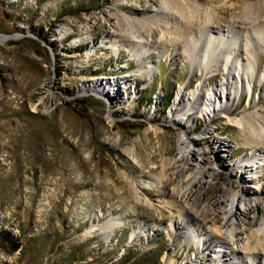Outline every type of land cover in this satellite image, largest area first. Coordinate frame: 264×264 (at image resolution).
Wrapping results in <instances>:
<instances>
[{"label":"rangeland","instance_id":"obj_1","mask_svg":"<svg viewBox=\"0 0 264 264\" xmlns=\"http://www.w3.org/2000/svg\"><path fill=\"white\" fill-rule=\"evenodd\" d=\"M161 1L0 0V264H264L236 244L202 252L214 228L205 219L222 216L221 178L188 216L172 194L180 166L165 190L162 167L153 169L181 158L182 134L233 171V192L264 188V141L246 140L231 120L264 114V33L242 14L262 0H187L211 13L187 37L178 36L187 20ZM123 17L145 29H117ZM183 92L191 104L174 113ZM111 220L114 231L99 229ZM238 229L243 245L248 226Z\"/></svg>","mask_w":264,"mask_h":264},{"label":"bare ground","instance_id":"obj_2","mask_svg":"<svg viewBox=\"0 0 264 264\" xmlns=\"http://www.w3.org/2000/svg\"><path fill=\"white\" fill-rule=\"evenodd\" d=\"M161 2H162V8L167 9V10L168 9L173 10L176 13L180 14L182 17H184L185 20H187V22L181 20L180 27H181L182 34H178V36L189 35L191 32V29H193V25L196 24V21L197 22L199 21L198 17H202L203 21L202 19L200 21V23L202 24L206 22H210L211 13L209 12L208 9L200 8L198 5H197L198 7L194 6L192 3H190L187 0L185 1L183 0H162ZM199 11H200V14L198 13ZM242 14L245 15L244 17L249 19L248 21L253 23L251 28L254 29V31L257 34H258L259 29L262 31V33H264V0L258 1L254 4H249L243 9ZM121 19L122 21L123 19L125 20L126 28L118 27L117 29L128 30V32H130L132 35H135V36H139L140 31L142 29H145L144 26L137 27L136 25L131 24L124 17ZM253 37L254 36H252V39ZM3 40H4L3 38H0V42ZM136 43L137 44H134L135 47H137L138 44H141V42L138 40ZM139 47H137L138 49L136 50H134V47H133L132 51L137 56V58L140 59L141 56H143L142 53L144 50L140 51ZM96 83L97 82L90 83L88 85V88H91L95 91L97 89ZM110 85H113V84H110ZM84 88L85 86L81 87L80 89L84 90ZM254 88L255 86H253V90ZM214 93H215L216 98H218L219 101L223 103V99L225 97L221 95L220 93H218V91L217 92L215 91ZM115 97H116L115 94H113V96L111 95V98H115ZM198 98L200 97L196 95V99ZM178 99H179L178 105L172 109L174 113H178L181 110L180 107H182L181 106L182 104L184 103H188V105L191 104L190 99L187 98L186 93L184 92L178 95ZM204 99H205L204 102H208V103H205V105L208 106V109H205L206 111L201 109V113L202 114L205 113V115H208L210 118L209 112L210 111L214 112L215 108H214V105L212 106L213 103L210 98L205 97ZM223 104H226V103L224 102ZM38 106H39V103L31 104L33 111H36V112L38 111ZM211 107L213 108L210 109ZM185 111H186L185 114L188 115L189 111L187 110ZM231 120L233 121L235 125H237L240 128L246 140L255 142L258 144L264 141V114L260 112L259 110H256L255 114L249 112V113L243 114L242 117L240 118H231ZM194 122H196V119H194ZM184 127H185V133L188 135V131H190V128L187 126H184ZM207 129L208 130L210 129L209 125L207 126ZM216 142L224 143V142H221V140H218ZM179 143L181 146L180 149H182L181 158L173 162L168 159H165V160L161 159L159 164H156L155 166H153V169L157 168L158 166L162 167V169L159 172L158 178L163 183L162 189L165 190L167 189L168 185L172 183L171 177H168L167 173H169V171L172 170L173 168L180 166V169L176 171L177 179L174 181V191L172 194L174 195V192L179 193V195L181 196L180 205L182 208L186 210V213L188 216H194L195 214L194 212L198 211L202 207V204L205 201L204 196L205 194H207L208 189L211 186H213L216 179L221 178L224 183V186L221 187V195L216 202V207L222 213V216L215 214L212 217V219L210 218L205 219V223L214 224V228H213V232L207 234L205 239L203 240L202 252H205L207 249H210V247L214 243L220 242L221 244L220 246L227 245L228 248H230L232 253L236 252V249L234 248V244H236L239 249V250L237 249L238 251H241V248H243L247 250L248 253L254 254L255 251H258V253H262L264 256V215H256L253 213L255 208H259V204L262 202L261 198L262 196H264V188L258 187V189L254 190L252 193H250L249 190L243 188L241 190V193L238 195L237 193L233 192L232 188H234V185L230 181L233 175V171L227 172L223 169L224 167H222L224 166V164L216 163L215 161L211 160L210 156L208 155L209 153L213 154V150L211 147L209 146L202 147L199 150L190 148L189 144L192 143L196 145V140L190 139L189 137H185L182 134L179 135ZM126 151L129 154H133V150L130 147H127ZM167 151L170 154L174 152L172 148H168ZM157 157H158V154L154 156V158H157ZM255 157L256 156L253 157V155H251L250 157H248L247 161L252 162V160H254ZM191 159H194L195 161H190ZM215 164L218 166V168L214 166ZM248 166L249 165L247 164L244 167L246 170V173L248 172V169L252 168V166L250 168H248ZM227 181L229 182V185L231 186L226 184ZM147 193L149 194V192ZM249 200L254 201L255 205L249 206L248 203H245L244 208L247 209V211L240 209L238 207V203L242 201L248 202ZM118 224L119 222L111 220L109 222L102 223L99 229L114 231L115 228L118 226ZM240 224L248 226V230L246 231L248 241L244 243L243 245L241 242H239L241 231H239L238 227ZM175 226H176L177 231H183L186 229V225L182 221L176 222ZM91 232L93 231H88V233H91ZM199 252L200 250L198 249V253ZM190 260L191 259L187 260L188 264H191ZM165 264H173V262L171 259H167ZM259 264H262V263H259Z\"/></svg>","mask_w":264,"mask_h":264},{"label":"trees","instance_id":"obj_3","mask_svg":"<svg viewBox=\"0 0 264 264\" xmlns=\"http://www.w3.org/2000/svg\"><path fill=\"white\" fill-rule=\"evenodd\" d=\"M156 257H158V256L156 255Z\"/></svg>","mask_w":264,"mask_h":264}]
</instances>
